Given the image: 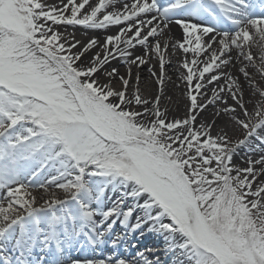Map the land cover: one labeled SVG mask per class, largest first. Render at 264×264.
I'll use <instances>...</instances> for the list:
<instances>
[{"label":"snow or ice","instance_id":"1","mask_svg":"<svg viewBox=\"0 0 264 264\" xmlns=\"http://www.w3.org/2000/svg\"><path fill=\"white\" fill-rule=\"evenodd\" d=\"M117 2L60 0L51 6L43 0H0V264H42L33 256L37 249L50 254L52 264H62L65 251L76 244L94 249L110 240L115 248L128 233L143 235L145 229L163 237L167 252L179 253L173 264H264V154L249 159L247 167L231 165L240 146L255 141L252 150L264 152V51L256 69L259 82L247 65L239 69L258 100L245 101L239 80L219 71L231 62L233 48L256 67L245 49L253 40L250 30L264 44V0L259 13L251 0H120L116 8ZM205 15L212 25L192 22ZM175 17H181L175 23L185 33L177 46L194 53L183 63V79L206 101L198 103L190 93L191 108L220 101L216 115L243 130L235 142L224 129L212 136L214 123L196 127L195 114L168 121L158 103L153 110L139 94L126 95L129 81L123 77V90L96 78L114 53L130 57L129 48L147 46ZM60 25L119 26V31L84 64V54L100 41L93 37L73 52L80 42H66L56 30ZM150 47L163 74L159 41ZM201 54L208 58L199 59ZM126 62L146 61L136 56ZM206 74L208 84L226 79L235 105L224 99V86L213 89L210 99L201 92ZM107 75H118V69ZM31 187L46 192L54 187L67 195L50 192L37 205ZM109 189L116 194L111 207L105 203ZM117 222L125 233L113 238ZM138 255L143 264H161ZM70 264L136 262L109 255Z\"/></svg>","mask_w":264,"mask_h":264},{"label":"bare ground","instance_id":"2","mask_svg":"<svg viewBox=\"0 0 264 264\" xmlns=\"http://www.w3.org/2000/svg\"><path fill=\"white\" fill-rule=\"evenodd\" d=\"M160 1L161 4L167 3V0ZM253 1L256 2L254 3L255 5L260 3V0ZM43 2L51 6H58L60 4V0H43ZM127 2L130 3L131 0H127ZM115 7H122V2L118 0ZM109 10H112V7H110ZM179 18L181 17L173 18V22L169 24L168 29L164 31V34L149 38L147 46L135 44L133 48H129L128 51L132 53L130 57L123 58L114 53L113 55L115 58L110 59L107 64L103 65L96 78L101 84L111 83L115 89L123 90L124 86L123 81L121 80V77H123L129 81L126 89V95L131 97L139 94L142 99L148 101L147 107L152 108L153 110H155L158 103L160 112L166 116L168 121L175 119L183 120L195 114L197 117L195 121L196 127H199L200 125H211L214 123V126L210 130L212 131L213 136L219 134L221 129H224L228 135L231 136L236 132V126H233L235 124H230L229 117L224 116L223 114L220 116L216 115L217 109L223 106L220 101H217L215 104L208 103L204 109H196L193 111L191 108L190 93L197 95L198 103H206V101L201 99L200 93L196 92L194 88L190 89L187 82L183 79V77L187 74V69L183 67V63L185 60L192 61L194 59V53L191 51L185 53L177 46L178 43L183 42L185 38V33L183 32L182 27L175 23V19ZM209 21L210 20H207L206 17H203V19H192V22L210 26L212 23ZM225 22L227 23V21ZM227 27L231 30L233 26L229 24ZM56 30L62 34L66 42H80L77 47L72 50L73 52L81 51L82 46L86 45L93 37L100 41L99 44L87 51L82 57V62L84 64H88L97 53L102 52L101 45L104 43L105 38L108 35L116 34L119 31V26H109L107 29L93 30L87 29L83 26L60 25L56 27ZM250 31L253 33V40L250 49L246 48L245 51H251L253 63L256 67L249 65L247 60L240 57L239 50L233 48L229 53L231 62L226 66L221 65L219 69L220 72L229 73L239 80L244 87L245 101H255L258 100L259 97H253L252 92L254 90L251 89L239 69L247 65L249 74L253 76L257 82H259L261 80V74L256 69L260 66V56L262 51H264V44L261 43L259 36L255 35V30ZM196 34L199 33L197 32ZM207 39V36L203 38L204 41H207ZM157 41H159L161 45L160 55L163 56L165 61L163 74H161L162 69L160 57L155 50L150 47ZM165 45H167L166 48ZM185 46L194 47L195 45L186 44ZM120 47L123 49L124 45L121 44ZM136 56H142L146 61L145 64L139 65L138 62L135 64H129L126 62V59H135ZM207 58V54H201L199 57L201 60ZM228 58L229 56L224 57L226 60ZM190 66L195 67L194 65ZM113 68L118 69V75L109 77L107 73L111 72ZM161 79L163 80V83H160ZM210 79V75L206 74L204 81H201V83H205V87L201 90V92L206 94V96L210 99L212 97L213 89L218 90L221 86H224L225 91L222 93L224 99L227 100L228 104L235 105V101L231 99L230 94L227 91L228 82L226 79L221 78L218 82H213L211 84L206 83V81ZM157 97L159 98L158 101ZM133 107L137 110H143V106L133 104ZM248 107L251 110V104H249ZM226 123L227 127H225ZM236 140L237 139L233 140V142ZM255 144L256 142L253 141L249 145L238 147L233 155L231 165H236L241 168L247 167V161L249 159H258L260 155L264 154V152H262L259 148H256L255 151L252 150L255 148ZM41 179L43 180V178ZM29 191L37 198V205L43 204L45 199H49L50 192H56L57 196L62 199L67 195L63 192V190L55 189L54 187L49 188L47 192L38 187H31ZM3 195L4 190H0V196ZM115 198L116 194L109 189L105 199L106 205L111 207V202L115 200ZM113 219H115V217H113ZM131 222L135 223V218H132ZM114 229L115 230L112 233L113 238L116 236H124L125 229L118 222L115 224ZM81 243H84L83 239H81ZM76 251L80 252L76 253ZM138 253H143V255L150 260L159 259L161 264H173V261L176 260L179 255V253L172 254L167 252L163 237L157 235L156 233H149L147 229H145L143 235H141L140 232H136L134 234L128 233L115 248L112 246L110 240H105L104 243L99 244L94 249L92 246H86L82 249L79 244H76L72 248L65 251L62 257V264H70V261L74 259H105L107 254H112L115 258H124L129 261H135L136 264H143V260ZM33 256L36 259L46 256L43 259L42 264H52L53 257L46 252H41L39 249L35 250ZM132 256L135 258L133 259ZM46 258L49 259L47 260Z\"/></svg>","mask_w":264,"mask_h":264},{"label":"rangeland","instance_id":"3","mask_svg":"<svg viewBox=\"0 0 264 264\" xmlns=\"http://www.w3.org/2000/svg\"><path fill=\"white\" fill-rule=\"evenodd\" d=\"M233 126H236V132L233 133V135H231L230 137H232L233 140L238 139V138H241L243 136V130L240 129L237 125H233ZM211 135L213 136L212 131H211Z\"/></svg>","mask_w":264,"mask_h":264}]
</instances>
